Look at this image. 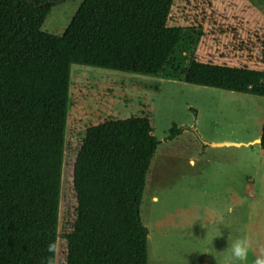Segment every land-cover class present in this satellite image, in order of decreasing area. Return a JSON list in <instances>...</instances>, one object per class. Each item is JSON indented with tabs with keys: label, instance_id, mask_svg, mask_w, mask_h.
<instances>
[{
	"label": "trees",
	"instance_id": "obj_1",
	"mask_svg": "<svg viewBox=\"0 0 264 264\" xmlns=\"http://www.w3.org/2000/svg\"><path fill=\"white\" fill-rule=\"evenodd\" d=\"M58 1L0 0V264H39L59 239L72 65L264 97L263 70L189 62L196 38L169 26L175 0H84L60 36L42 30ZM153 132L146 117L87 129L66 264H148ZM261 137L264 149V120Z\"/></svg>",
	"mask_w": 264,
	"mask_h": 264
},
{
	"label": "rangeland",
	"instance_id": "obj_2",
	"mask_svg": "<svg viewBox=\"0 0 264 264\" xmlns=\"http://www.w3.org/2000/svg\"><path fill=\"white\" fill-rule=\"evenodd\" d=\"M83 1L55 2L42 30L63 35ZM169 26L194 32L189 62L264 71V0H175ZM133 117L150 119L160 142L141 206L148 264H232L227 246L241 238L250 245L245 264L264 257V149L253 144L264 97L72 65L58 264L67 263L64 236L78 208L74 165L87 129ZM226 142L241 146H210Z\"/></svg>",
	"mask_w": 264,
	"mask_h": 264
},
{
	"label": "clouds",
	"instance_id": "obj_3",
	"mask_svg": "<svg viewBox=\"0 0 264 264\" xmlns=\"http://www.w3.org/2000/svg\"><path fill=\"white\" fill-rule=\"evenodd\" d=\"M232 208L228 207L227 212L230 214ZM232 258V264H245L248 259L250 245L247 238H241L235 240L233 243L227 246ZM47 255L41 259V264H58V251L59 244L58 241L53 240L47 245L46 249ZM253 264H264V257H256Z\"/></svg>",
	"mask_w": 264,
	"mask_h": 264
},
{
	"label": "water",
	"instance_id": "obj_4",
	"mask_svg": "<svg viewBox=\"0 0 264 264\" xmlns=\"http://www.w3.org/2000/svg\"><path fill=\"white\" fill-rule=\"evenodd\" d=\"M254 143L261 145L262 137H260L259 139L255 140V142H253V144ZM210 146L214 147V148L231 147V146L240 147L241 144H238V143H227L226 142V143H211Z\"/></svg>",
	"mask_w": 264,
	"mask_h": 264
}]
</instances>
